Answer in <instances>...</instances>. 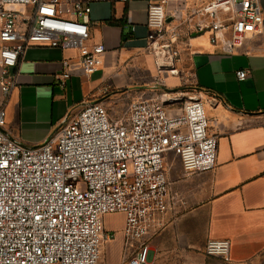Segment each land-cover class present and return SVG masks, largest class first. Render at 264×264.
<instances>
[{
	"label": "built area",
	"instance_id": "obj_1",
	"mask_svg": "<svg viewBox=\"0 0 264 264\" xmlns=\"http://www.w3.org/2000/svg\"><path fill=\"white\" fill-rule=\"evenodd\" d=\"M128 1L0 0V264H98L104 244L115 238L103 223L113 213L125 216L120 264H146V240L181 202L164 171V154L174 152L184 174L215 166L217 136L209 131L203 97L190 91L193 83L177 96L163 90L129 101L119 118L100 102H85L39 145L8 133L12 69L26 48L78 51L76 61H62V86L76 71L91 75L106 51L92 42L91 5ZM164 3L148 4L146 22V49L161 87V73L179 75L182 37L207 33L229 55L263 24L260 0H211L189 12L167 11ZM204 253L228 261L230 242L209 239Z\"/></svg>",
	"mask_w": 264,
	"mask_h": 264
},
{
	"label": "crops",
	"instance_id": "obj_2",
	"mask_svg": "<svg viewBox=\"0 0 264 264\" xmlns=\"http://www.w3.org/2000/svg\"><path fill=\"white\" fill-rule=\"evenodd\" d=\"M162 1L167 11L189 12L211 0L93 3L89 28L92 42L106 49L102 64L88 76L74 72L63 86L57 77L62 61H76L78 51L26 48L12 69L16 86L5 106L6 129L22 144L39 145L85 102L126 104L132 97H154L163 90L177 96L193 83L203 97L209 131L217 136L216 163L212 170L184 174L178 157L166 159L167 178L181 202L146 240V264H264V0L260 32L247 34L232 54H222L207 33L182 37L176 60L179 75L163 72L165 87L155 85L158 73L146 49L148 4ZM112 18L121 23H109ZM126 67L136 74L134 79L121 73ZM240 70L246 72L241 80ZM185 80L187 86L182 85ZM115 216L122 218L121 226L107 229ZM124 220L122 213L103 217L104 229L115 233L108 243L117 250L123 248ZM209 239L230 242L228 261L205 255ZM121 255L112 264H120Z\"/></svg>",
	"mask_w": 264,
	"mask_h": 264
},
{
	"label": "rangeland",
	"instance_id": "obj_3",
	"mask_svg": "<svg viewBox=\"0 0 264 264\" xmlns=\"http://www.w3.org/2000/svg\"><path fill=\"white\" fill-rule=\"evenodd\" d=\"M127 70H123L121 71V73L123 72L124 75L126 77H128L129 79H134L135 78V73L131 72V68L130 67H126ZM178 69V68H177ZM166 74H161V76L163 78H165ZM156 82V80H155ZM155 85H158L155 83ZM190 91L192 92H197L196 89H193L191 88ZM138 99V96L136 97H132L130 98V101L132 100H136ZM129 102V101H128ZM128 102L126 104H128ZM107 107L109 106L110 107V116L112 118H119L121 115H122V112L126 106V104H124V100H118L117 102H114L113 105H111V102H107L106 103ZM175 107H178V106H175ZM174 112V111H173ZM164 159L166 161L167 158L169 157H173V158H177V155L172 152V151H168L164 154ZM164 171L166 172V164H165V168H164ZM122 224V218L121 217H118V216H115V217H112L107 225V229H112V230H117ZM122 251H123V248H120L119 250H117L114 245H111L110 243H105L103 248H102V251H101V255H100V259L98 261V264H112V262L114 260L117 259V257L119 258V253L120 255L122 254ZM159 264H169L168 263H165V261L163 260V263H160L159 261Z\"/></svg>",
	"mask_w": 264,
	"mask_h": 264
},
{
	"label": "trees",
	"instance_id": "obj_4",
	"mask_svg": "<svg viewBox=\"0 0 264 264\" xmlns=\"http://www.w3.org/2000/svg\"><path fill=\"white\" fill-rule=\"evenodd\" d=\"M108 22H109V23H117V22H120V21H117V20H115L114 18H112V19L108 20ZM120 23H121V22H120Z\"/></svg>",
	"mask_w": 264,
	"mask_h": 264
},
{
	"label": "water",
	"instance_id": "obj_5",
	"mask_svg": "<svg viewBox=\"0 0 264 264\" xmlns=\"http://www.w3.org/2000/svg\"><path fill=\"white\" fill-rule=\"evenodd\" d=\"M167 21H169V19Z\"/></svg>",
	"mask_w": 264,
	"mask_h": 264
}]
</instances>
